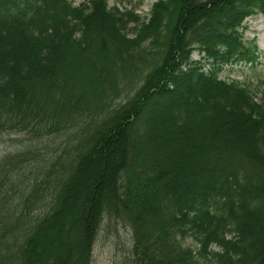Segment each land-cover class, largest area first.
<instances>
[{"label": "trees", "instance_id": "obj_1", "mask_svg": "<svg viewBox=\"0 0 264 264\" xmlns=\"http://www.w3.org/2000/svg\"><path fill=\"white\" fill-rule=\"evenodd\" d=\"M258 14L264 0H158L144 19L0 0V134L68 138L0 162V264H91L113 220L128 264H264L262 53L243 32ZM73 226L80 257L48 237Z\"/></svg>", "mask_w": 264, "mask_h": 264}, {"label": "rangeland", "instance_id": "obj_2", "mask_svg": "<svg viewBox=\"0 0 264 264\" xmlns=\"http://www.w3.org/2000/svg\"><path fill=\"white\" fill-rule=\"evenodd\" d=\"M158 0H107L109 7H117L119 10H133L142 19L146 18L151 6ZM83 0H72V3L76 6ZM244 37L246 40L255 39L256 45L261 51V57L259 58L258 72L259 75L264 78V16L257 15L254 18H247L244 23ZM199 56L197 53L192 55V60L197 61ZM249 74V68L247 67H233V71L226 70L220 75L221 78L228 80L241 81L245 75ZM81 139L76 138L67 144L65 149L67 152L72 151L73 148L81 145ZM68 142L66 136L58 138H44L34 139L28 133L17 132H5L0 134V162L10 155H15L26 150H37L46 159H50L54 154H60V149ZM80 143V144H79ZM55 151V153H53ZM68 158L64 159V164L68 163ZM90 178V176H89ZM80 191V194H82ZM78 227V226H77ZM77 227L73 226V236L69 239V242L63 241L57 233L53 232L48 234V237L53 242H57L60 248L72 253V255L78 254L80 257L82 252V245L84 236L79 233ZM79 228V227H78ZM45 233H47L45 231ZM187 243L194 248L197 245L191 240H187ZM132 249V233L126 224L121 221H106L103 224L101 231L97 237V240L93 246L91 264H128L130 252ZM218 251V248H213ZM68 253V252H67Z\"/></svg>", "mask_w": 264, "mask_h": 264}]
</instances>
